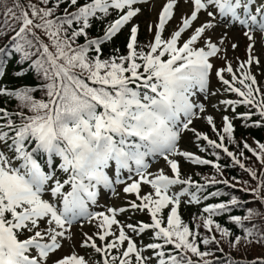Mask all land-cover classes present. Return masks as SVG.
I'll return each mask as SVG.
<instances>
[{"label":"snow or ice","instance_id":"obj_1","mask_svg":"<svg viewBox=\"0 0 264 264\" xmlns=\"http://www.w3.org/2000/svg\"><path fill=\"white\" fill-rule=\"evenodd\" d=\"M64 2L55 0L49 7L50 0H39V3L29 0L27 4L14 0L13 6L5 11V16L11 17L18 25L11 38L12 46L15 52L22 53L23 60L37 57L30 67L48 81L45 86L48 99L35 100L31 94L34 89L31 88L16 91L0 88V95L14 96L31 113H15L21 118L20 123H16L11 118L13 114L0 108V120L5 121L0 123V264H47L50 254L62 247L61 239L70 238L66 237V233L80 218L97 222L96 236L105 244L97 245L93 236L85 234L81 247L91 248L100 254V264H149L150 258L143 255V249L137 246L125 228L137 234L152 230L164 245L174 246L176 254L169 253L167 258L164 251L156 253L158 264H211L205 259L211 253L200 249L198 233L190 229L179 214L181 197L189 194L188 189L169 195L171 186L192 183L190 179H180L179 163L171 156H182L193 164H213V161L179 150L182 131H192L197 139L207 141L215 149H222L252 179L257 180V186L251 191L262 203L264 172L258 176L255 169L241 163L236 154L225 146V135L217 132L220 140L217 143L207 135L190 129L197 110L205 112L203 103H197L193 97L197 92L206 91L209 74L214 68L210 58L215 57L220 49L210 40L207 50L195 47L198 40H203L206 29L214 26L211 22L196 27L187 40L181 42V38L186 30L192 28L198 13L212 6L218 9L221 17H230L233 22L248 28L245 35L253 41L254 37L250 34L253 29L264 32V2L255 9L258 18L251 13L255 0H191L194 10L182 19V26L165 39L162 33L173 18L177 3V0H168L159 14L154 42H149V50H138V27L132 26L127 43L128 55L109 59H101L100 55L90 56L89 52L100 54L104 42L112 40L141 11L134 6L142 0H86L82 5L79 0H69V6H76L75 10L65 8L62 15H57V9ZM110 11L119 13L118 18L108 24L102 37L88 38L86 30L91 27V19L98 13L107 17ZM207 15L214 17L210 10ZM37 30L48 38V43L37 35ZM80 37H85L87 42L77 44ZM252 48L253 44H249V52ZM6 49L7 46L0 48V54H10L6 53ZM166 55L168 58L163 59ZM253 59L250 56L246 63L251 65ZM3 68L4 61L0 58V77L4 75ZM240 68H245V64H241ZM225 71L232 74L231 82L225 79ZM16 75L22 76L23 72ZM216 75L228 91L242 97L222 103L254 107L256 112L240 114V118L249 119L258 114L264 120V92L254 87L257 83L254 76L245 71L242 78H238L231 64L219 69ZM236 83L240 87L234 86ZM206 119L213 131H217L213 117L207 115ZM223 122V133L228 141L234 142L231 119L224 116ZM255 126H262L261 121H256ZM33 143L29 150L28 146ZM243 148L252 152L264 165V144H259L258 152L247 142ZM37 152L47 153L48 163H52L53 156L60 157L62 163L59 167L68 178L61 182L55 179L54 173L45 171L37 161ZM157 155L165 159L174 177L161 170L153 178L147 171L146 158ZM113 164L115 180L107 171ZM214 167L217 171L221 168L219 164H214ZM125 171L129 173L127 179L131 183L123 191L135 194L140 201H131L129 206L134 210H147L151 214V223H141L138 227L121 224L117 214L127 211L126 208H108L107 214L89 211V204L97 203L100 186L110 189L114 183H122L120 175ZM222 182L228 184L227 180ZM142 184L150 185L153 191L142 195ZM65 185H69L70 190H66ZM203 187L196 185L197 191ZM45 192L56 198V202L45 199ZM190 195V202L199 203L200 197L196 192ZM237 203L235 197L230 201L232 205ZM229 210L226 203L206 206L203 211L208 216L202 218L203 228L211 232L214 226L222 237L231 236L228 228H222L213 219V216ZM166 211L167 226L162 227ZM258 215L261 213L248 209V215L243 220H251ZM231 219L243 227L241 217L233 216ZM113 225L118 227V235ZM244 232L246 236L243 239L258 236V242L264 243V232L256 229L255 225L245 227ZM25 233L29 235L21 239ZM109 237L112 239L109 240ZM241 240L242 237L236 236L232 246L239 245ZM201 242L204 245L219 244L215 236L204 237ZM248 242L251 243L250 240ZM146 247L157 250L163 245L149 243ZM113 250L119 251L120 255H113ZM54 264H88V260L73 252L54 261ZM250 264H264V258Z\"/></svg>","mask_w":264,"mask_h":264},{"label":"trees","instance_id":"obj_2","mask_svg":"<svg viewBox=\"0 0 264 264\" xmlns=\"http://www.w3.org/2000/svg\"><path fill=\"white\" fill-rule=\"evenodd\" d=\"M29 0H22V3L27 4ZM33 3H39V0H31ZM55 0H50L49 7L53 6ZM86 0H79V4L82 5ZM90 2V0H88ZM14 0H0V48L7 46L6 53L10 54H0V58L4 61V75L0 77V88H7L9 91H16L24 88H31L34 91L31 93L35 100H44L47 101L48 97L46 95V84L47 80L44 79L43 75L38 73L34 68L30 67L32 60L37 57H32V60H23L22 53H17L14 50L12 36L15 35V31L18 30L17 22L12 20L11 17L5 16V11L7 7H12ZM43 6V5H41ZM76 6H69V0H65L64 3L60 4V7L57 9V15H62L65 8H68L69 11H74ZM119 13L110 11V14L105 17L103 14L98 13L97 17L92 18L90 23L91 27L87 29L88 38H98L104 35V31L110 22H113L118 18ZM7 20V24L5 23ZM123 31H120L112 40L105 41L102 47V52L96 54L93 51L89 52L90 56L100 55L101 59L116 58L119 56H127L129 49L127 48V34L122 35ZM37 35L41 37L43 42L48 43V38L43 35L40 30H37ZM86 38L80 37L77 39V44H85ZM149 42L142 33H137V46L138 50L148 51ZM200 40L196 42L195 47H199ZM34 51V49H31ZM167 59V55L163 57ZM137 62H140L139 60ZM142 71V69H141ZM17 72H23L22 76H17ZM263 78L260 79L256 87L260 88L261 92H264V72H262ZM213 81L220 85L219 81L216 78H213ZM232 81V78H230ZM209 82L206 91L203 94H199V98L202 99L205 94L210 93ZM236 87H240L239 84H235ZM210 99L217 101L220 98H227V100H240L242 97H239L236 93H229L224 91V88L221 92H211L209 94ZM259 95L257 99H259ZM210 103H212L210 101ZM219 104H221L219 102ZM224 111L220 112V116H216L214 123L217 131H213L212 125L206 124L203 115L200 116L198 120H194L189 126L190 129H195L196 132H199L203 135H207L209 139L215 140L217 143L220 142L217 132L222 135H225L226 139L224 144L229 148L237 158L240 159L241 163L245 164L247 168H252L257 171L259 176L264 172V165L257 160L256 156L252 152H249L247 149L243 148V144L247 142L253 149L259 151V144H264V120L258 115H252L249 119L240 118V114L247 112H256L257 110L251 106H245L242 104L236 105H226L222 103ZM0 108L4 109L12 115V119L16 123H20V116L15 115V113L23 112L25 115H31L27 108L22 107L21 102L16 99L14 96L9 95H0ZM235 108V111H233ZM2 115V114H0ZM228 116L233 125V141L230 142L227 140V135L223 133V117ZM256 121H261L262 126H255ZM4 120H0V123H4ZM185 138L191 143L192 150L190 151L193 155L200 156L202 159H207L213 161V164L201 165L193 164L188 160V164L184 165V171L187 172L185 176H180V179L192 181L191 184H186L188 190L191 192H196L200 197L199 203L187 202L186 204H181L179 208V214L184 223L188 224L190 229L198 233L197 243L201 250L209 251L211 255L205 259L209 260L211 264H250V262L258 260V258H264V243L258 242L259 237H248L243 239L246 234L244 232L245 227L256 226V229H259L261 232H264V203H262L257 195L251 190L257 186V180L251 178L250 174L242 169L238 164H236L231 157H228L222 149H215L207 144V141L203 139H197L195 133L192 131L185 130ZM196 138V139H195ZM193 144V146H192ZM34 143L28 147H33ZM204 149V151H201ZM180 151H185L180 148ZM240 152H243V156H240ZM215 153V155H214ZM38 163H41L42 168L46 169V162L42 158V153L37 152L35 154ZM214 164H219L221 166L220 170L214 167ZM217 181L212 183V181ZM227 180L228 184L223 183L222 181ZM203 185L204 187L197 191L196 185ZM181 186V185H180ZM66 189V187H65ZM67 190V189H66ZM212 192H218L220 195L211 196L209 195ZM264 195V192L261 193ZM205 196H208V199H204ZM235 197L238 201L237 204H230L231 199ZM217 203H226L229 206V211L223 212L220 215L213 216L215 222L219 223L222 228H228L231 236L222 237L221 234L213 230L209 232L207 229L203 228V219L207 217L208 214L203 211V209L208 205H213ZM248 209H253L261 215L255 216L251 220H243V217L248 215ZM131 212V213H130ZM126 218L124 219V225L133 224L139 226L141 223H151V217L146 212V210L140 211H129L127 210ZM166 215L167 211L164 213V221L162 227H166ZM239 216L242 219L243 227L237 225L231 217ZM129 230V231H128ZM127 234L137 243V246L143 249V255L149 256L152 258V261L158 264V259L156 253L158 251H164L166 253L165 258L168 254H176L174 246L164 245L163 240L155 237L154 231L146 230L144 233H133L130 229L125 228ZM92 232H97L96 224L92 226ZM118 235V232L116 233ZM134 237V235H136ZM83 234L80 235L82 238ZM215 236L216 240L219 241V244L213 242L209 245H204L201 241L204 237ZM242 237L241 243L235 247L232 246L235 237ZM112 239L111 237L108 238ZM191 239V237H190ZM251 241L249 243L248 241ZM149 243H160L163 245L161 249L150 250L147 249V244ZM223 249V251H220ZM84 251V256L87 260L94 258L97 260V264H100L98 255L94 253L91 248H82ZM146 252V253H145ZM83 254H79L83 256ZM113 255H120V252L117 250L112 251ZM151 256H150V255ZM193 259H199L193 257Z\"/></svg>","mask_w":264,"mask_h":264},{"label":"rangeland","instance_id":"obj_3","mask_svg":"<svg viewBox=\"0 0 264 264\" xmlns=\"http://www.w3.org/2000/svg\"><path fill=\"white\" fill-rule=\"evenodd\" d=\"M167 2L168 0H142L141 3L134 6V7H139L141 11L137 14V16H135L129 22L128 25H125L127 28L126 31H129L130 27H132L133 25L139 24L140 32L144 33V35L148 39H151V38L154 39L156 25L159 23L158 16ZM256 2L257 0L255 1V3ZM193 10H194V5L192 4L191 0H177V3L173 9V18L165 25V31L162 33V38H165V39L170 38L173 31L177 30L180 26H182V19L186 18L187 16H190ZM208 10L214 13V17H209L207 15ZM208 10H201V12L198 13V19L193 22L192 28L186 30V32L182 34L181 42L187 40L192 34H194V29L196 27H200L204 25L205 23L211 22L214 26L212 28L206 29V32L203 35V37L206 36V38L205 37L203 38V44L207 46V43L210 40L211 42L216 43L217 47L220 49V51L217 53L215 57L210 58V61L213 63V65L216 63H219V65L223 64L224 66L225 65L228 66L229 64H231L232 66V54L234 53L235 55L240 56L241 55L240 47L243 46L246 43V41H248L250 44H253L251 54L258 56V59L256 61H259V62L256 63L255 61L251 65H247L245 68H243V73L245 71H248V72L251 71L253 74L252 76L256 78V81L262 79L263 76L261 75V71H263V67H264V57L261 55V53L264 52V32H261L257 29H253L250 34L254 37V40L250 41L248 39V36L245 35V33L241 32L238 29H232L234 26H230L229 24L230 19L227 20L228 22H225L224 17H221L219 15L218 9H216L215 7L209 6ZM221 20H223V22H225L226 25L221 26L222 25L220 22ZM150 26H151V31L149 30ZM247 31H249V29H247ZM233 44L236 45L235 48L232 47ZM206 50H207V47H206ZM247 56L249 57L248 51H247ZM209 94H208V98L204 100L205 112L200 114V116L203 115V119L206 124H208L207 119H205L207 115H211L213 117V120H215L216 116H220L219 115L220 112L224 111L223 109L225 107L222 104H219V102H216L214 100L212 101L209 97ZM210 101L212 103H210ZM184 136L185 134L183 131L181 133L180 142H178V148L179 150L181 148V149H186L188 152H190L191 143L187 140L188 138H185ZM170 158L178 161L179 166H180V173H181L180 176L187 177L185 176V174H187L188 171L187 172H183V171L185 170L184 165L189 163L188 159L182 156H178V155H173ZM147 163H148L147 171L152 174L153 178L155 177V175L159 174L161 170L164 172V174L171 177L172 172H171L170 166L167 164V162L162 156L157 155L154 158H152L151 161H148ZM126 173L123 172L120 175V179L122 181H124V179L129 176V174H126ZM133 176H134V173H133ZM115 178L116 176H113L112 179L115 180ZM116 184L117 183H114L113 187L110 189L102 188L105 190L106 194L103 193V190H102V193L97 196V205L94 206L95 208H90L89 209L90 212H94V213L95 212H105L107 214L108 208L117 209V205L122 203L123 194L120 188L114 187ZM149 186L150 185L142 184L141 192H147L145 191L146 190L145 187H149ZM113 190L115 191L114 195H112L111 193ZM181 191L182 190L174 189L173 186H171L169 195H175ZM106 197L109 198L108 202H106L107 200ZM44 198L50 200L51 202H56V198L54 197L49 198L47 195V192H45ZM101 199L103 200L101 201ZM189 201H191L189 194H186L185 196L181 197V202L187 203ZM107 205H110V206H107ZM125 218H126V214L124 213L117 214L118 221H120V223L123 225H124ZM93 222L95 221L90 222L87 218H80L79 223H77L76 226L71 227L66 233V237H70V238H67V240H70V239L75 240L76 238L75 235L77 234V232L80 229H82V231H87L90 228V226L93 224ZM113 230H115L117 233L118 227L116 225H113ZM24 237L25 235H22L21 239H24ZM60 242L62 244V247L59 250H57L54 254H50V259L47 261V264L54 262L55 259L67 253L66 251L69 248V245L67 244V242H64L62 240ZM32 254L35 255L36 253L33 251ZM88 264H97V260H95L94 258L89 259ZM149 264H156V263L152 261V258H150Z\"/></svg>","mask_w":264,"mask_h":264}]
</instances>
